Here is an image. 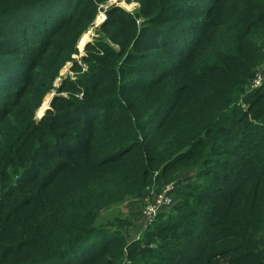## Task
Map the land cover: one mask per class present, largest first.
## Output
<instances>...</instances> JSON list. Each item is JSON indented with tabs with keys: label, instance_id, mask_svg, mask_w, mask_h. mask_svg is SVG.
<instances>
[{
	"label": "trees",
	"instance_id": "obj_1",
	"mask_svg": "<svg viewBox=\"0 0 264 264\" xmlns=\"http://www.w3.org/2000/svg\"><path fill=\"white\" fill-rule=\"evenodd\" d=\"M109 1L0 0V264H264V0L112 7L37 121ZM170 184L140 241L93 224L90 187L120 204Z\"/></svg>",
	"mask_w": 264,
	"mask_h": 264
},
{
	"label": "rangeland",
	"instance_id": "obj_2",
	"mask_svg": "<svg viewBox=\"0 0 264 264\" xmlns=\"http://www.w3.org/2000/svg\"><path fill=\"white\" fill-rule=\"evenodd\" d=\"M139 0H110L106 4H102L100 6V11L97 14V17L95 19V22L93 23L92 27L88 30L87 33L84 35H87L86 38L82 37L81 41L78 45V53L74 57V62L68 63L63 70L60 73V76L57 78L55 82V89L52 90L44 99V104L43 106L37 111L36 113V119L37 121H40L42 117L45 115L46 111L49 108L51 98L53 95L55 96H63L65 98H70V94L67 93V91L59 93L58 89L61 87V85L67 81H76L77 79V71H76V65L83 67L82 71H87V65L85 61L83 60L88 56V52L85 50L87 44H94L96 38L99 36L98 31L101 28L102 24L107 20V12L112 8V7H120L123 8L127 11L133 12L135 10L141 9L143 6L138 2ZM173 1H167L166 3H173ZM145 19L139 20L140 22H143ZM13 25L15 23H12ZM259 31H261V28H259ZM112 28L108 27L107 30L103 32L104 36H108L111 34ZM83 35V36H84ZM264 35V30L262 31V34ZM83 39H85V44L82 48V42ZM1 49V48H0ZM1 54V53H0ZM140 60L141 57H138ZM256 86H254V89H258L261 87L264 83V68L261 70V73L259 74L256 82ZM69 84V83H67ZM48 101V102H47ZM45 107V110L43 107ZM243 107H247L248 105L242 104ZM47 109V110H46ZM195 170V169H192ZM185 173V176L181 177L180 180L183 179V183L188 184L189 178L187 177L188 173ZM58 185H62L64 189L70 188V189H75L79 188L80 185L78 183L76 175L73 174H65L59 178L57 181ZM168 186H165L162 192H159L156 190V187L150 188L145 196H143L141 199H135L134 196H127L120 204H115L111 202L110 196L108 192H110L109 189H105L103 191H100L96 194V189L94 187H90V195L93 197L95 196L96 199L94 198L95 201H100V211L99 215L96 219V223H93L95 225L97 224H103V228H113L116 230H119L121 228V225L118 224L119 221L117 218L125 219L128 220L130 223L129 225L124 228V233L127 235V237H133L135 235H143L144 232H146L149 229V226L151 227L152 225H149L146 227V224L143 223V218L141 215V212L143 208L148 204L153 201V199L159 195H161L164 190ZM99 188V187H97ZM176 188L171 193V199L173 200V206L172 207H166L165 212H174L176 210V206L180 201H177L176 195H175ZM126 192H131V190H127ZM96 194V195H95ZM155 241L152 242V244ZM156 244V243H155ZM153 244L154 246H156Z\"/></svg>",
	"mask_w": 264,
	"mask_h": 264
},
{
	"label": "built area",
	"instance_id": "obj_3",
	"mask_svg": "<svg viewBox=\"0 0 264 264\" xmlns=\"http://www.w3.org/2000/svg\"><path fill=\"white\" fill-rule=\"evenodd\" d=\"M261 73V71H260ZM259 76V75H258ZM257 76V78H258ZM257 78L255 80V84L253 85L252 89H254V86H256ZM261 86V85H260ZM167 186V185H166ZM165 187V186H164ZM163 187V189H164ZM176 188V185L170 184L168 187L164 190V192L155 197L151 203H148L142 210L141 215L143 218V223L146 224V227L149 225H153L159 215L162 212H165L166 207H172L173 206V200L171 199V193ZM162 189V191H163ZM161 191V192H162ZM150 227V226H149ZM141 239V236L135 235L133 237L129 238V243L132 244L133 242L139 241Z\"/></svg>",
	"mask_w": 264,
	"mask_h": 264
},
{
	"label": "bare ground",
	"instance_id": "obj_4",
	"mask_svg": "<svg viewBox=\"0 0 264 264\" xmlns=\"http://www.w3.org/2000/svg\"><path fill=\"white\" fill-rule=\"evenodd\" d=\"M86 36H87V35H84L83 37L86 38ZM85 42H86L85 39H83V42L81 43V44H82V48H83ZM47 102H48V101H47ZM45 107H46V106H44L43 109H41V110H45Z\"/></svg>",
	"mask_w": 264,
	"mask_h": 264
},
{
	"label": "water",
	"instance_id": "obj_5",
	"mask_svg": "<svg viewBox=\"0 0 264 264\" xmlns=\"http://www.w3.org/2000/svg\"><path fill=\"white\" fill-rule=\"evenodd\" d=\"M80 41H81V40H80ZM54 97H55V95H53V97L51 98V102H52V100H53ZM51 102H50L49 108H47V109H50V108H51ZM43 104H44V103H43ZM42 106H43V105H42ZM42 106H41V107H42ZM47 109H46V110H47Z\"/></svg>",
	"mask_w": 264,
	"mask_h": 264
},
{
	"label": "clouds",
	"instance_id": "obj_6",
	"mask_svg": "<svg viewBox=\"0 0 264 264\" xmlns=\"http://www.w3.org/2000/svg\"><path fill=\"white\" fill-rule=\"evenodd\" d=\"M139 236H141V238H142V235H139ZM128 238H130V237H128ZM140 240H141V239H140ZM140 240H139V241H140ZM136 242H137V241H136ZM133 243H134V242H133Z\"/></svg>",
	"mask_w": 264,
	"mask_h": 264
}]
</instances>
